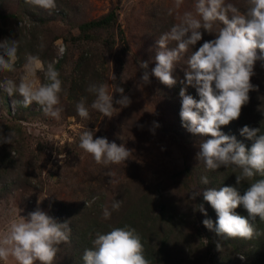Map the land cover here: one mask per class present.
<instances>
[{
    "label": "rangeland",
    "instance_id": "1",
    "mask_svg": "<svg viewBox=\"0 0 264 264\" xmlns=\"http://www.w3.org/2000/svg\"><path fill=\"white\" fill-rule=\"evenodd\" d=\"M172 2L57 0L56 10L48 12L25 0H0V41L16 39L20 44L16 71L0 72V82L13 79L18 83L24 56L31 53L46 62L58 60L55 67L64 88V111L59 121L46 117L36 104L22 107L21 97H10L0 89V135L16 133L12 144H0V232L8 220L18 218L17 213L27 217L39 208L57 221L55 215L69 223L70 239L78 243L82 253L93 248L97 233L128 225L142 236L151 264H264L261 231L252 240L226 239L202 223L210 218L215 226L217 219L203 200V191L219 189L225 186L223 182L230 185L238 173L228 177V171L233 172L229 168L209 173L196 159L199 144L208 137L191 134L179 116L186 58L177 66L174 75L178 82L172 88L152 75L149 84L141 81L144 70L139 63L148 61L151 71L156 41L176 23L166 14ZM193 2L185 0L184 8ZM228 2L244 11L245 0ZM106 14H110L108 21L95 23ZM212 38L203 36L204 40ZM41 43L45 45L42 51ZM64 46L67 51L61 58L58 53ZM112 73L116 80L110 79ZM255 73L251 82L257 88L250 91L241 116L221 127L237 141L244 125L263 130L264 67L260 61L256 62ZM38 76L44 82L43 74ZM93 83L107 84L110 93L117 86L123 87L132 103L124 108L114 103L117 114L111 119L102 116L91 108L95 96L88 87ZM186 94L199 99L192 86H187ZM82 98L89 108V120L76 112ZM119 98L120 94L113 92L114 101ZM154 122L159 126L153 133L150 129ZM87 129L94 131V138L123 144L132 151L130 159L107 167L96 164L78 147L79 135ZM205 174L208 185L201 183ZM191 191L200 194L190 199ZM85 201L90 206H85ZM114 201H120L119 211L104 220L102 207H110ZM199 204H203L207 216L196 209ZM162 239L164 244L160 243ZM75 243L59 245L55 264H68L76 258L71 254Z\"/></svg>",
    "mask_w": 264,
    "mask_h": 264
},
{
    "label": "clouds",
    "instance_id": "2",
    "mask_svg": "<svg viewBox=\"0 0 264 264\" xmlns=\"http://www.w3.org/2000/svg\"><path fill=\"white\" fill-rule=\"evenodd\" d=\"M25 3L48 12L57 8V0H25ZM184 5L185 0H173L166 9V14L173 16L176 23L156 41L155 66L151 71L148 70V61L139 63L144 70L141 81L149 84L152 75L161 84L172 88L178 82L174 75L177 66L186 58L184 79L180 81L184 87L179 91V116L182 126L191 134L208 137L199 144L196 159L203 162L205 171L231 168L235 174L238 170L239 174H235L237 186L249 182L242 194L234 186L205 189L203 200L215 211L217 219L215 226L210 218L202 223L220 237L252 240L260 235L254 221L259 218L264 222V133L259 127L244 125L240 128V135L252 141L251 146L246 147L234 135L225 134L221 127L239 119L242 108L250 100V91L257 88L251 78L256 74L257 61L264 67V0H245L244 11L228 0H194L191 7L184 8ZM204 34L213 38L204 40ZM170 43L175 47L170 48ZM19 47L16 39L0 41V72L16 71L20 60ZM44 47L43 43L39 45L41 51ZM66 51L67 46L61 47L58 56L62 58ZM55 63L58 60L46 62L39 55L26 53L19 82L5 79L0 82V89L10 97H21L19 103L22 107L36 104L46 117L59 121L64 111L61 103L64 88ZM39 73L43 74L44 82L40 81ZM110 79L116 80V76L112 73ZM187 86L195 88L199 99L186 94ZM88 91L95 96L91 108L109 119L118 112L114 103L121 108L132 103L120 86L110 93L107 84L93 83ZM113 92L119 93L120 98L114 101ZM76 112L83 120L90 119L84 98L77 102ZM158 126L154 122L150 131L154 133ZM15 138L13 131L7 136L0 135V144H12ZM78 147L96 164L106 167L125 164L132 155L123 144L109 142L105 137L94 138V131L89 129L79 135ZM201 183H210L206 175L201 176ZM199 194V191H191L189 198L195 199ZM85 206L90 205L85 201ZM241 206L247 216L236 211ZM120 207V201L112 202L110 207L103 206L102 218L110 220L113 211H119ZM196 209L207 216L203 204ZM17 217L8 220L0 232V262L55 264L59 245L70 243L69 223L58 222L39 208L28 213L27 217L18 213ZM92 244L93 248L85 249L82 255L83 264H151L145 256L139 233L131 226L112 227L106 233H97ZM217 249L220 250L219 243ZM238 256L245 259L244 255Z\"/></svg>",
    "mask_w": 264,
    "mask_h": 264
},
{
    "label": "trees",
    "instance_id": "3",
    "mask_svg": "<svg viewBox=\"0 0 264 264\" xmlns=\"http://www.w3.org/2000/svg\"><path fill=\"white\" fill-rule=\"evenodd\" d=\"M109 17H110V14H106L104 18H102V19L96 21L95 23L98 24V23H100V22H106V21L109 20ZM261 114H262V113H261ZM261 121H262L261 127L263 128V130H261V129H260V130H261L262 133H264V123H263V120H261ZM232 125H233V123H232ZM252 127H257V126H252ZM237 130H238V129H237ZM239 136H241L240 133H239ZM240 139H241V140H238V141L241 142V143H243L246 147H250V146H251V143H252L251 140H248L247 138H245V137H243V136H241ZM229 169H231V168H229ZM231 170H232V169H231ZM232 171H233V170H232ZM207 172L211 173V171H207ZM228 172L230 173L228 177H230V176L232 175L233 172H231V171H228ZM236 173L239 174L238 170L236 171ZM205 175H206V174H205ZM261 178H262V177H255V179H261ZM222 184H224L225 186H234V187H238L239 190L241 191V194H242L243 191L249 186V182H242L240 185L237 186L235 180H234V182L230 183V185L228 184V182H223ZM161 207H162V206H161ZM162 208H163V207H162ZM210 211H211V214L215 215V214H214L215 211H214L213 209H211ZM236 211H237L239 214H241V215L247 216V212L243 209L242 206H241V207H238V208L236 209ZM55 216L58 217V219H59L58 222H61V221H60V218H61V217L58 216V215H55ZM167 219H168V218H167ZM61 220H62V218H61ZM167 221H169V219H168ZM170 223H171V221H170L168 224L170 225ZM254 226L256 227V229L258 230V232L261 231V234L264 233V222L260 221L259 218H257V219L254 221ZM140 237H141V241H142V243H143V238H142V236H140ZM75 242H76V241H75ZM75 242H72V239H70V243L73 244V243H75ZM160 243H161V244H164V239H162V240L160 241ZM143 244H144V248H145V256H146V254H147V252H146V244H145V243H143ZM73 250H75V251L72 252L71 254L74 255V256H76V258L71 259V261H70L68 264H82V263H83V260H82V255H83V253H82V249H81V247L78 245V243H75V244H74V248H73ZM211 259H212V258H211ZM212 260H213V259H212Z\"/></svg>",
    "mask_w": 264,
    "mask_h": 264
}]
</instances>
